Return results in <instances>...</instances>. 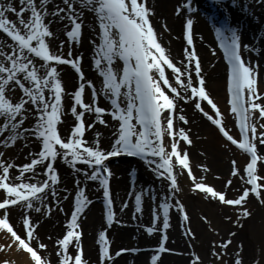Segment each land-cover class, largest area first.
<instances>
[{
	"label": "snow or ice",
	"instance_id": "1",
	"mask_svg": "<svg viewBox=\"0 0 264 264\" xmlns=\"http://www.w3.org/2000/svg\"><path fill=\"white\" fill-rule=\"evenodd\" d=\"M231 2L235 5L237 0ZM212 3L219 6L222 0ZM252 4L264 8V0H251L247 7ZM185 10L189 14L198 10L194 0H184L176 13ZM88 13L93 15V24L86 23ZM155 15L150 0H0V264H91L81 227V217L91 203L87 184L99 183L110 226L116 221V213L108 160L121 155L143 160L160 182L162 199L153 212V223L146 227L149 234H162L151 264H158L163 253L176 251L166 247L172 209L181 217L184 235L195 238L181 198V177L189 181L188 191L230 207L234 216L225 215V219L238 227L252 218L253 198L264 206V80L259 62L244 54L245 50L259 53L256 44L264 39V32L249 44L242 41L240 27L228 19L215 28L228 65L227 104L238 128V135H234L207 87L194 44V17L186 18L187 47L177 60L161 42L153 22ZM56 25L67 39H59ZM85 28L95 37L90 40L91 60L101 78L99 87L84 71L83 53H74L72 47L82 44ZM54 40H59L56 47ZM65 66L77 74L78 86L71 93L62 76ZM68 96L72 103L66 111ZM101 97L109 106L101 104ZM182 101L191 102L216 127L227 142L226 148L235 146L246 156L242 166L237 159L230 161V177L223 188L194 170L189 151L191 129L184 127L191 121ZM68 114L74 121L64 135L60 125ZM87 115L94 119L88 121ZM97 123L115 129L108 148L102 144L101 132H95L91 141L86 136ZM22 148L29 151L24 162L17 163V156L9 155L8 150ZM58 161L74 173L72 192L67 187L61 189ZM195 167L205 174L210 171L203 163ZM234 180L240 185L234 189L235 195L229 196ZM61 191L67 194L62 197ZM148 191L155 201L157 193ZM69 196L73 197V208L70 216L66 214L65 231L50 246L45 240L53 238L39 232L41 219L50 218L56 209L63 212L61 200ZM143 197V188L134 194L136 213H143ZM127 207L125 202L123 208ZM203 220L219 235L207 216ZM235 236L236 232L229 231L227 239L212 241L211 264H244L243 242L234 254L228 251ZM98 243V264H112L114 257L128 251L112 253L106 230L99 232ZM262 261L264 252L253 264ZM190 264H204V258L193 251Z\"/></svg>",
	"mask_w": 264,
	"mask_h": 264
},
{
	"label": "bare ground",
	"instance_id": "2",
	"mask_svg": "<svg viewBox=\"0 0 264 264\" xmlns=\"http://www.w3.org/2000/svg\"><path fill=\"white\" fill-rule=\"evenodd\" d=\"M175 0H150V3L152 6L155 7L156 15L153 17V22L155 27L158 30V33L160 34L161 42L165 45V47L169 48L171 51V54L176 57L177 60H179L182 56V50L184 49V43L179 39V21L177 18H175L172 14V8L174 5ZM247 4H251V0H247V3L245 0H237L236 7L233 12L234 20L231 18L232 23L237 24L238 22H242L243 29L245 33V41L251 44L253 42V37L257 35L258 33L264 32V8H261L260 6L256 4H252L251 7H247ZM245 7V8H244ZM247 9V11H244ZM14 18V17H13ZM88 24H93V15L91 13H88L87 21ZM167 25V28L164 27V25ZM196 26L195 30L197 31V34L203 39V42L208 45L207 47L199 46L198 52L200 54L201 62H202V68L204 70V74L206 76L207 85L212 92V94L215 97L216 102L225 110L227 108L226 105V94H225V69L223 66L219 64L214 65L215 60L218 58L216 56L217 53L212 55L211 50H213L211 47H213L208 32H210L203 20H196ZM54 28L57 30L59 39L63 36V29L56 25ZM95 38L94 34L92 33L90 28H85L84 30V41L86 44L82 43V47L74 48V51L79 53L82 52L84 55V68L87 71V77L90 79H93L92 77H97V72H95L92 69V66L89 61L90 53H92V46L88 42L91 39ZM244 38H242L243 40ZM59 40L53 41V46L56 47L58 45ZM262 48V56L261 62H264V39L259 40L257 43ZM211 46V47H210ZM261 73H264V67L260 66ZM64 82L66 84L67 90L69 93L72 92L73 88L76 86L75 84V76L69 71V69L64 68V72L62 73ZM98 79V78H96ZM70 96L66 97L65 104H66V111H67V101L69 100ZM182 107L184 108L185 114L189 117V120L191 121L188 125H184V127L191 129L190 135L193 139V144L189 146L190 156L191 160L194 166V170L198 175H206V179L208 181L213 182L216 187L223 188L225 181L227 178L230 177V159H237L242 166L245 163L246 156L241 154L238 150H235L232 148L231 153L233 152V157H230V154L226 149H224V145L226 144L220 137V135L217 133V131L212 127L210 124H208L202 117L195 113L192 109L191 105H186L183 101L181 102ZM73 116L71 114L66 115L65 122L61 124V128H66L65 134H68V126L71 124ZM228 118V117H227ZM230 121V120H229ZM228 121V127L231 126V121ZM96 132H101L102 135V144L105 148H107L111 143V129L110 128H104V127H97ZM93 135L91 134L90 141L93 139ZM220 142V143H219ZM32 147L36 149L37 144H33ZM38 150V148H37ZM29 151L28 148H22V149H9L8 154L9 155H16L17 156V163H22L25 160V153ZM264 151V149H262ZM226 158H228V164L226 163ZM206 164L210 171H208L206 174L202 172L201 169L196 168V165L199 164ZM57 166L59 168V171L61 173L63 183L61 184V189L64 187H67L69 192H72L74 190V180L73 176L74 173L71 171L69 166L65 165L63 162L58 161ZM129 167V166H128ZM121 171L116 170V173L123 174L120 179L114 180L115 185L119 187V189H125L127 184V177L125 175L126 169H119ZM152 174V173H151ZM149 174V172L146 171V169L141 170V182H143L146 185L150 186V189L154 190L157 193V199L154 201L150 199V205H151V212H154L157 207V203L162 199L160 196V182L155 179L154 176ZM181 183L184 188V192L181 193V198L183 202L186 204L187 210L190 214L191 220L190 224L191 226H194L195 218L198 216L200 217V212L205 213L208 215L209 221L211 222L212 227H218L221 232L225 228H227V223L222 222L225 220V215H231V213H228L227 211L217 214V211L210 208L209 204L206 203L203 200L195 201L191 198L192 192L188 191V184L189 181L186 177H181ZM240 181L234 180V184L229 190V196L235 195L234 189L239 187ZM99 188L97 186L96 182H93V184H87V194L92 192L95 194H88L89 199L91 200L90 207H91V216L94 218V221L92 223V226L90 229H86V225L83 224V227L85 229V248H86V254L87 257L90 259L91 264H98L95 260L94 254L97 252V240H96V232L100 229V227L103 226L101 215H100V205L98 204L96 198H98ZM119 191V190H117ZM115 192V201L116 205H114L115 210H120V207L122 206V198L124 196V193L121 192ZM67 193L61 191V196L63 197ZM252 202H255L256 206L255 210L253 211V217L254 221L252 223L250 235L255 239L254 241L258 243L260 248V254L264 252V206L259 205L258 201L254 198L253 201H251V208L254 206L252 205ZM70 203V196L67 200H61L62 207L64 209L63 212L59 211L58 209L54 210V214L50 218H42L41 219V226L39 228V232L41 236L47 237L51 236L53 240H45L46 243H48L50 246L52 245L53 241L56 239L58 234H61L65 230V221H66V209L68 208ZM120 205V207H119ZM66 206V207H65ZM224 210H230L231 208H225ZM150 211V208H149ZM171 227L167 230L169 239L167 241V246L170 249H175L176 251L173 252H167L165 255L163 254L160 257V260L158 261V264H188L187 262L189 260H186L185 258L186 254H189L192 251V249L184 247V242L190 243V238L186 235H184V229L182 227V221L179 214L175 211V209L171 210ZM160 212L162 214V209H160ZM120 217L124 221L125 224L128 223V216L130 212L120 210ZM68 215V214H67ZM218 218H216V216ZM233 215V214H232ZM130 217V216H129ZM141 219H144V222L147 221V217L140 216ZM130 219V218H129ZM209 226V224H208ZM120 238L121 240H115L112 241L111 249L116 247V250H119L122 248V246H125L128 243L130 245L136 244L140 246H135L136 248H143L148 246H153L158 244V235L152 234L149 235L145 233L143 230L139 231L136 236L130 235L129 229H119ZM126 235L127 239H126ZM111 236V234H110ZM201 238L203 240H209L215 239V234H210L207 231H204L201 234ZM111 239V237H110ZM126 239V240H123ZM126 242V243H125ZM193 245H196V243H193ZM119 247V248H117ZM231 251V250H229ZM195 252V251H194ZM173 253V254H172ZM203 258L205 255V252L201 249L198 250V252ZM146 254H136L134 256H131L129 260H133V264H147L145 262V256ZM0 256H3L2 253H0ZM227 259V258H226ZM127 259L123 258L119 261H117L114 264H126L128 262ZM151 264V263H149Z\"/></svg>",
	"mask_w": 264,
	"mask_h": 264
},
{
	"label": "rangeland",
	"instance_id": "3",
	"mask_svg": "<svg viewBox=\"0 0 264 264\" xmlns=\"http://www.w3.org/2000/svg\"><path fill=\"white\" fill-rule=\"evenodd\" d=\"M179 28H180V25H179ZM227 160H228V158H226V163L228 164ZM191 198L195 201L203 199L201 196H195V195H192ZM208 204H209L211 209L217 211V214L218 213L221 214V213L227 211L228 213H231V215L233 214V216H234L233 210H224L223 207H218V205L216 203H213V202H209ZM252 205L254 206V205H256V203L252 202ZM255 207L256 206H254L251 209L255 210ZM263 211L264 210H262V212ZM200 216H207L208 217V215H206L204 212L203 213L200 212ZM218 216L219 215H217L216 218H218ZM209 218L210 217H208V219ZM253 221H254V217L252 216V218L245 220L243 222V224H244L243 227H238L237 225H235L232 222L225 219L222 222H226L228 227L225 228L223 230V232H221V230L218 227H215V228L219 229V235H218L217 233H215L211 230V228L208 226V224H204L202 222V220H200L199 216H198V218L196 217L194 226H192V229L196 234L193 243H196V245L194 247L196 251L201 249L205 252L204 264H211V261L213 259V257L211 256V253H210L212 241H214V240L219 241L221 238L227 239L229 231L236 232V236L233 238V243L228 249V251L231 250L229 252L234 254L235 250L237 248V245H239L241 242H243L242 256L244 258V264H253L254 260L259 259L261 256L259 245H258V243H256L254 241L255 239H253V237L250 235L251 234L250 229L252 227ZM204 231H207L210 234H215V239L214 240H212V239L203 240L201 238V234ZM59 235L60 234H58V236ZM261 264H264V261H262Z\"/></svg>",
	"mask_w": 264,
	"mask_h": 264
}]
</instances>
